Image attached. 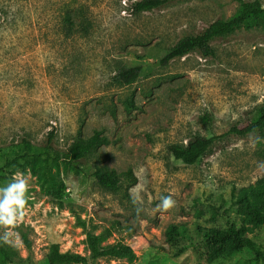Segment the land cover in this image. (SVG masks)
Listing matches in <instances>:
<instances>
[{
  "label": "rangeland",
  "instance_id": "obj_1",
  "mask_svg": "<svg viewBox=\"0 0 264 264\" xmlns=\"http://www.w3.org/2000/svg\"><path fill=\"white\" fill-rule=\"evenodd\" d=\"M137 1L0 0V188L17 172L29 183L20 220L0 233L19 258L0 264H48L53 244L89 257L88 232L106 235L103 247L121 242L136 255L88 264H264L247 249L203 239L205 231L235 228L264 254V224L247 210L264 216V138L229 133L264 105V27L243 25L215 39L210 57L156 65L185 37L232 18L240 3L176 0L135 14ZM136 66L141 75L123 84L119 73ZM95 131L110 141L99 152L111 156L101 164L122 175L118 191L96 182L97 156L73 170L59 166L61 200L47 196L31 167L5 168L23 137L42 145L53 132L66 151ZM197 136L215 137L198 163L169 153ZM166 198L172 204L164 210ZM173 225L186 226L193 240L170 245Z\"/></svg>",
  "mask_w": 264,
  "mask_h": 264
},
{
  "label": "trees",
  "instance_id": "obj_2",
  "mask_svg": "<svg viewBox=\"0 0 264 264\" xmlns=\"http://www.w3.org/2000/svg\"><path fill=\"white\" fill-rule=\"evenodd\" d=\"M176 0H141L133 4V12L141 14L159 9ZM240 3L238 12L228 20H218L208 28L196 35L187 36L179 41L156 65L167 66L172 61L181 60L193 53L199 54L203 58L212 56L215 51L212 42L217 38H222L234 32L237 28L246 25L247 27H264V6L261 0L248 2L245 0H236ZM83 28V25H80ZM142 73V66H136L121 71L119 73L120 81L123 84L130 85L134 83ZM202 123L209 128L212 123V117L209 113L202 116ZM230 134L241 137L253 133H259L264 138V105L257 109L256 115L245 121L233 125ZM215 137L207 138L197 136L187 144L172 145L169 147V153L178 161L186 165H194L206 156L212 149ZM55 134L51 132L42 145H35L31 139L23 137L19 140L14 156L5 163V168H25L31 167L42 189L47 196L61 200L65 195L66 186L58 173L59 166L62 164L65 169L73 170L77 164L84 163L92 156H97L99 162L95 164L93 177L96 182L104 189L109 191H118L121 184V174L107 165L101 164L103 160L111 159L110 154L101 153L99 149L110 144L109 139L101 131H95L90 137L77 138L72 145L63 151L55 146ZM56 169V170H55ZM131 171L127 174L131 175ZM248 213L253 220L259 224H264V216L257 209L248 208ZM78 222L85 228L80 218ZM2 228H0V233ZM106 235H96L92 232L87 233V246L90 256H84L71 251H63L59 244H53L48 255V264H88L98 259H119L127 258L130 261L136 259L134 249L124 243H116L103 247L102 243ZM178 238L184 240H193L189 235L186 226L173 225L166 232V240L170 245ZM203 239L208 246L224 248L230 243L232 249H247L254 253L257 260L264 262V254L260 246L241 236V230L231 228L228 232L205 231ZM26 249H31V243L24 237ZM19 258L17 251L5 243L0 236V262L13 263Z\"/></svg>",
  "mask_w": 264,
  "mask_h": 264
},
{
  "label": "clouds",
  "instance_id": "obj_3",
  "mask_svg": "<svg viewBox=\"0 0 264 264\" xmlns=\"http://www.w3.org/2000/svg\"><path fill=\"white\" fill-rule=\"evenodd\" d=\"M28 179L17 172L12 179L0 188V228H10L20 220V213L27 207ZM172 204L170 198H166L163 209L167 210ZM7 236L8 233L6 232ZM8 242L7 240H4Z\"/></svg>",
  "mask_w": 264,
  "mask_h": 264
}]
</instances>
